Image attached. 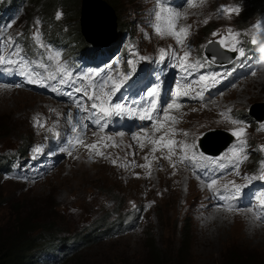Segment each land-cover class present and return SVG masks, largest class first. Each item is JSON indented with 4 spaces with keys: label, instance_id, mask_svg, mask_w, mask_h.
<instances>
[{
    "label": "rangeland",
    "instance_id": "obj_1",
    "mask_svg": "<svg viewBox=\"0 0 264 264\" xmlns=\"http://www.w3.org/2000/svg\"><path fill=\"white\" fill-rule=\"evenodd\" d=\"M108 1L115 8L117 29L122 25L123 32L120 29L116 32L118 37L122 38L125 31L132 30L135 39L131 38L132 43L124 56L115 54L101 60L102 67L96 64L102 57V51L91 48L81 36L77 37L81 29L79 19L83 0H78L80 10L75 18H68L63 31L56 24L66 20L67 9H63L62 0H0L5 9L10 10L0 13V55L16 59L9 56L13 45L8 43L7 38L11 37L29 62L23 68L0 66V164L5 160L14 162L12 154L22 156V152H27L37 143L46 145L43 153L25 152L29 160L24 166L43 161L61 164L35 184L15 182L11 174H4V179L0 175V197L3 199L0 206L1 232H14L7 225L18 224L26 218L29 221L39 218L44 224L36 222L29 226V232L40 229L33 234L42 233L50 237L45 249L33 252L32 256L39 264H147L151 254L158 255L166 264H220L223 256L228 257L229 252L239 255L238 251L250 256L251 261L264 258L263 226L246 214L215 211L195 178L164 162L161 150L156 153L151 151L154 147L151 140L158 135L153 128L154 121L114 116L106 121V127L101 132L100 125L95 123L96 118L90 112H80L75 106L73 101L76 99L91 104L82 93L74 91L79 86L91 92L87 82L89 75L99 72L95 76L99 82L109 74L115 76L117 72H124V63L129 58L136 59L131 56L132 51L159 59V49L175 46L174 38L165 35L161 39L152 27L160 23L162 30L166 29V19L157 22L154 17L158 10L157 0ZM168 1L172 0H163V3L169 6ZM181 1L183 7L179 3L172 9L186 15L178 21L180 27L191 26L190 35L185 40L186 47L191 49L189 63L199 60L205 47L209 51L214 50V42L228 36L229 29L233 34L240 33L236 44L238 56L233 64L220 69V77L233 82L232 90L218 103L202 107L205 111L191 106V102H195L192 95L185 97L180 109L168 110L172 120H165L163 113L160 114V124L164 126L161 132L164 134L165 131L179 129L183 124L190 134L201 140L206 137L204 134L215 131L212 137L222 142L227 140L230 126L218 116V106L231 105L241 112L250 110L252 116L254 111L263 112L264 67H255L253 72L256 75H251L246 57L251 59L254 52L250 43L252 36L264 38L263 33L254 31L258 23L264 25V4L258 12L254 7L255 1L251 3V0H193L192 6L185 0ZM70 2L77 4V0ZM222 6L239 9L238 14H220ZM47 7H55L56 22L46 14ZM96 8L107 16L103 6L96 4ZM252 10L255 12L250 13ZM57 13L61 14L59 20L56 19ZM163 15L166 18L168 14ZM37 20L40 22L41 40L52 52L38 47L32 39ZM8 24H11L10 28L5 27ZM91 27L87 19V28L90 30ZM213 33L218 35L213 36ZM56 34L66 36L67 40H56L53 38ZM225 43L232 46L234 41L229 38ZM240 48L244 50L243 57L239 56ZM93 50L96 51L93 53ZM57 51L61 53L60 63L67 66L73 77L82 76L84 80L67 86L47 79L44 81L46 86L29 83V77L25 75L29 71L37 79L36 73L42 76L55 73L54 54ZM261 51L263 48L260 47L258 52ZM49 55L54 57L52 61L46 59ZM174 63L176 66H172ZM38 65H45L47 71ZM158 65L172 79L168 91L161 92L159 89L161 108L174 99L172 89L177 80L183 81L192 75H209L212 71L196 67L184 72L179 62L168 56ZM121 93L129 98L143 94L132 91L126 83L121 92L113 97V102ZM69 113L73 123L81 128L87 125L86 131L81 133L84 144L97 143L103 156L96 155V150L67 144V140L74 135L67 118ZM37 118L44 122V128L35 126ZM133 124H136L137 132L132 131ZM53 125H58L57 130L61 132L59 140L47 131ZM121 132L123 136L119 135ZM145 132L149 135L145 136ZM251 139L264 143V134L253 133ZM142 143L145 145L143 149L140 147ZM61 148H70L72 155L60 151ZM146 156L147 161L144 159ZM145 164H150V169L137 166ZM139 208V214L134 217ZM105 218L106 221L102 222ZM99 222L103 224L101 230L95 231ZM110 227L114 228L109 235H101ZM86 234L96 240L87 242ZM184 237L188 241L187 254L179 251ZM61 247L67 248L61 250Z\"/></svg>",
    "mask_w": 264,
    "mask_h": 264
},
{
    "label": "snow or ice",
    "instance_id": "obj_2",
    "mask_svg": "<svg viewBox=\"0 0 264 264\" xmlns=\"http://www.w3.org/2000/svg\"><path fill=\"white\" fill-rule=\"evenodd\" d=\"M185 2L189 5H193V0H185ZM203 2V0H201ZM157 11L154 13L155 20L157 22L161 21L162 19H166V29L162 30L161 24L160 23H155L152 25L154 32L156 35L160 36L161 39L165 37V35L171 36L172 38L175 39L177 45H180L182 48H184L183 56H180L178 53H176L174 50L172 51V58L174 61L179 62V67L184 71L187 72L189 69H193L196 67H202L203 65L200 64L199 60H197L194 64L189 63V60L191 58V49L185 47V40H187L188 36L190 35V27H180L178 25V21L183 17L186 18V15L182 13L181 11L178 10H173L171 7L167 6L166 4L163 3V0H157ZM239 9H233L229 8L227 6H222L221 9L219 10L220 14H227L231 15L233 12L238 14ZM164 13H167V17H164ZM61 18V14L57 13L56 19L59 20ZM39 21H36V30L33 32L32 39L34 40L35 44L38 47L44 48L45 51L47 52H52L53 50L45 45L43 41L41 40L38 26H39ZM207 23V21H205ZM6 28H10L11 24L5 25ZM255 28L257 32L259 33H264V25L258 23L255 25ZM229 35L223 37L217 43H219L220 47L225 48L228 51L236 52L238 51L236 44L239 42L238 37L240 33H232V30H228ZM218 35V33H213V36ZM231 38L234 43L232 46H229L227 43H225L226 40ZM8 43L13 45L11 48V51L9 53V56H15L16 59L13 60L11 58H6L2 55H0V66L3 65H16L21 68L25 67L26 65L29 64V62L26 60V58L21 55L22 49H20L18 46H16V41L8 37ZM209 43H213V41H209ZM251 43L253 45H256L259 43V40L257 39V36H252L251 38ZM170 50L166 49H159V62L162 63L166 59L167 53ZM245 55L243 48L239 49V56L243 57ZM55 64H56V69L54 74H49L47 76H42L40 73H36L35 76L37 78H33L31 72L25 73L29 77L28 82L29 83H37L40 86H46L44 84V81L47 80H52V81H57L61 86H67L69 83L75 84L77 81H82L84 80V77L82 76H77L73 77L72 73L68 70L66 65H62L60 63V57L61 53L60 52H55ZM132 57H138L137 59L134 58H129L127 60V67L129 71L127 72H117V74L111 75L109 74L106 79H102L99 82L95 80V76L97 74H92L87 77V82L89 85V88L91 89V92H89L88 88H83V87H75L74 91L77 93H82L83 96L87 97L88 101H91V104L88 105L86 104L83 100L76 99L74 100L75 106L79 109L80 112H90L93 117H95V123L100 125V131L103 132L104 128L106 127V121L108 119H111L112 117H124L127 116L128 118H133V117H138L140 120H152L154 121L153 128L155 132H160L163 129V124H160V114L163 113V119L165 120H172L173 118L168 115V110L169 109H179L182 105L178 103L179 98L181 95L188 96V92H184L181 94L180 92V85H177V92H176V98L173 99L171 102L167 103L166 106L161 108L159 105L161 104L160 101V91H159V86H153L150 89L146 90L142 95L138 96H133L129 98V96L121 93V96L117 99L116 102H113V97L116 96L117 93L121 92V89L124 87V85L132 79L133 75L137 72V64L140 61H145L148 60V57H144L139 55L138 52L132 51L131 52ZM46 59L49 61H52L54 59L53 56L49 55ZM205 59H208L207 57ZM212 62H215V57L211 58ZM39 67H42L47 71V67L45 65H38ZM172 66H176L174 63ZM251 75L255 76L256 73L253 72ZM218 79L217 74L212 73L209 75H201L199 77V82H208L211 81V83L214 85L216 83V80ZM20 85H15V87H19ZM131 87V86H129ZM184 87L191 89L192 87V82H189L188 84L184 85ZM207 87V84L205 83V88ZM203 91V90H202ZM202 91L197 92V97L200 99H203L202 96ZM71 95V93H69ZM196 98V97H192ZM59 117V114H58ZM72 114L69 113L67 114V118L69 120V123L71 124V132L74 134L72 138L67 140V144L69 146H72L74 144H79L84 146L85 148L89 150H96V155L98 156H103V152L98 150V144L93 143L91 145H86L84 144V138L81 133L85 132L87 129V125H84L83 128H81L79 125H76L75 123L72 122ZM105 122V123H101ZM232 123H237V121L233 120ZM159 124V127H156V125ZM35 126L38 128H44L45 124L44 122H41L38 118L35 121ZM58 125H53L52 128H48L47 131L52 134L53 138L59 140L61 138V132L57 130ZM175 134V133H173ZM185 136L188 135L187 133H183ZM245 134V130L241 128L239 131L233 132L234 136L237 137H243ZM120 136H123L124 133L121 132L119 133ZM149 135L147 132H145V136ZM168 133L165 131L164 135H161L158 139H153L151 140V144L154 145L152 147L151 151L155 153L158 149L155 147V145H160L162 144L164 148L168 149V154L164 157L163 159H167L171 167L175 168L176 163L172 162V157L176 155V149H179L180 151H183L184 149L188 148V145H183L181 147L180 142L174 141V140H168L167 143H164L165 141V136H167ZM134 138L138 139V136H134ZM47 140V137H45ZM108 140H111V137H107ZM241 146L245 144V141L242 139L240 141ZM176 146V149H174L173 146ZM46 145H40L37 146L33 151L35 154H41L44 151ZM116 146V145H113ZM141 149L145 147V145L142 143L140 144ZM261 150H264V146H261ZM60 151L66 152L68 155H72V151L70 148H61ZM233 155H237L234 151ZM35 158V156L33 157ZM78 158V157H77ZM146 161L148 160V157L146 156L144 158ZM187 159V156H181L178 158L179 163H183L184 160ZM246 159V157H245ZM113 164L115 165V161H113ZM138 167L145 168L148 167L150 169L151 165L150 164H145V165H137ZM150 174V173H149ZM236 174L239 175L238 172V164L236 165ZM139 178V177H137ZM246 180H255L259 179L261 181H264V168L261 169V174L253 177H244ZM216 184V181H212L208 187L209 189H212L213 186ZM229 184L231 185V189H229ZM229 184L224 185L225 190H229L232 193V198L233 199H238L239 194L242 191V188L247 186V185H237L235 181H230ZM261 197H264V193L259 194L256 199L259 200L260 207L264 209V199H261ZM231 211H239L238 209H229ZM253 211V215L256 220L259 221H264V216H255V212Z\"/></svg>",
    "mask_w": 264,
    "mask_h": 264
},
{
    "label": "trees",
    "instance_id": "obj_3",
    "mask_svg": "<svg viewBox=\"0 0 264 264\" xmlns=\"http://www.w3.org/2000/svg\"><path fill=\"white\" fill-rule=\"evenodd\" d=\"M103 1H105L106 4L112 10L115 11L114 6L108 0H103ZM252 1H255L254 7L259 12L263 7L264 0H251V3H252ZM246 2H248V1L246 0ZM72 4L73 3H71L70 0H62L61 5H62L63 9L64 10L67 9L65 21H62L59 23L55 21V13L57 12L55 10V7L50 8V9H49V7H47L48 11H46V14L50 17V19H52L56 22L57 26H59L63 29L68 24L69 19L75 18L78 11L80 10V8L78 6V0H77V4H75V5H72ZM68 9H71V10H68ZM69 12H71L70 15L68 14ZM254 12H255L254 10L250 11V13H254ZM121 27H122V25H121ZM121 27H119V29H120L119 31L123 32V29ZM78 32H79V35L77 34V37H79V36L82 37L81 30ZM2 200L3 199L0 197V206L2 204ZM104 221H106V218L102 222H104ZM36 222H38L39 224H44V223H41L39 218L31 220V221H29L26 218V219L20 221L18 224L13 223V224H10V226L7 225V227L11 228L12 231H14V232L5 231L4 233H2L1 232L2 230L0 229V264H39V262L33 258V256H32L33 252L34 251H41V250L45 249L44 248L45 244L47 243V240L50 239V237L45 236L42 233L35 234V235L33 234L34 232H38V230H40V229L29 232V230H31L30 229L31 227H29V226H32ZM102 222L98 223V226L95 227V231L101 230V227L103 225ZM104 232H105L104 235L105 234L109 235L111 233L109 230L104 231ZM95 240L96 239H92L88 234H86V241L87 242H94ZM187 245H188V241L184 237L181 241V244H180V250H179L180 253L185 252L187 254V252L189 250V247L187 248ZM157 251L161 252L158 248H157ZM238 253H239V255H237L236 253H230L229 252L228 257H224V256L222 257L223 261L220 264H264V258L263 257L256 258L255 260L251 261L252 258L250 256L242 255L240 253V251H238ZM148 262L149 263H147V264H166V262L160 260V258L156 254H151V258Z\"/></svg>",
    "mask_w": 264,
    "mask_h": 264
},
{
    "label": "water",
    "instance_id": "obj_4",
    "mask_svg": "<svg viewBox=\"0 0 264 264\" xmlns=\"http://www.w3.org/2000/svg\"><path fill=\"white\" fill-rule=\"evenodd\" d=\"M88 0H83V7H82V17L80 19L81 21V30H82V34L84 35V37L86 38V40L93 44L94 46H109L111 45L113 42L118 40V34L117 32V19L115 16V11L112 10L105 1L103 0H90L89 4H87ZM96 4H99L101 6L104 7V10L107 13V16L104 15L105 12H100L99 10L96 8ZM89 13V16H88ZM110 13V14H109ZM100 15V16H99ZM100 17V20H98ZM103 17V18H102ZM87 19L89 20V23L93 24L92 27L96 26L97 22L102 21V23L106 25H108V33H106V35L110 34L109 36L106 37V35L101 36V37H95V32L92 28V30L89 28H87ZM93 19V20H92ZM96 23V24H95ZM114 30V31H113ZM90 36H89V35ZM110 37V38H109ZM102 43V44H101ZM210 56V58H213L215 54H222V57L224 58H216L215 61L217 63H224V62H231L234 59V56L229 55L227 53H222L220 52L216 47L214 48V50L208 51L207 52ZM264 106V104H263ZM259 121H263L264 120V114L261 117L257 118ZM230 141L229 139L226 141V143H224L223 145H221V147H219V149H214V148H210V147H206V146H202L203 149L211 155H218L225 147H227L229 145Z\"/></svg>",
    "mask_w": 264,
    "mask_h": 264
},
{
    "label": "bare ground",
    "instance_id": "obj_5",
    "mask_svg": "<svg viewBox=\"0 0 264 264\" xmlns=\"http://www.w3.org/2000/svg\"><path fill=\"white\" fill-rule=\"evenodd\" d=\"M82 7H83V3H82ZM81 17H82V8H81ZM98 20H100V17H99V19ZM96 24V23H95ZM93 26V25H92ZM107 27H108V25H107ZM106 27V25H105V23L103 24L102 23V21H100V22H97V24H96V26H94V27H92L93 28V30H94V32H95V37H101V36H104V35H106V33H108V31H109V29ZM92 30V29H91ZM89 35V34H88ZM110 34H108V35H106V37L107 36H109ZM90 36V35H89ZM96 51V50H95ZM94 50H93V53L95 52ZM90 52V51H89ZM91 53V52H90ZM92 53V54H93ZM180 109V108H179ZM176 110V109H175ZM180 111V110H179ZM174 112H176V111H174ZM178 112V111H177ZM183 112V111H182ZM133 123H135V122H133ZM142 124V123H141ZM132 130H134V129H132ZM116 135V134H115ZM156 153V152H155ZM111 228V227H110Z\"/></svg>",
    "mask_w": 264,
    "mask_h": 264
}]
</instances>
